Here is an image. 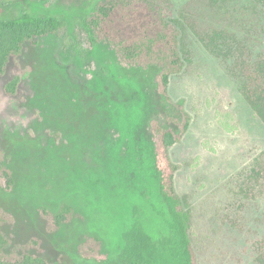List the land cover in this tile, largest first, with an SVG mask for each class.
<instances>
[{
  "label": "rangeland",
  "instance_id": "374dc122",
  "mask_svg": "<svg viewBox=\"0 0 264 264\" xmlns=\"http://www.w3.org/2000/svg\"><path fill=\"white\" fill-rule=\"evenodd\" d=\"M99 1L0 0V19L26 10L67 24L27 43L0 74V147L16 182L7 192L0 175V210L12 217L2 226L11 239L6 258L87 264L80 257L95 247L86 235L101 237L114 254L138 216L160 234L148 121L188 114L189 127L167 156L178 167L174 191L192 214L199 264H264V122L243 93L264 52V0H148L180 30L184 66L170 76L171 102L157 92L155 69L124 70L108 49L87 55L74 46L71 35L83 41L80 23ZM214 31L241 49L242 77L203 40ZM63 204L84 218L57 230L51 212Z\"/></svg>",
  "mask_w": 264,
  "mask_h": 264
},
{
  "label": "trees",
  "instance_id": "16d2710c",
  "mask_svg": "<svg viewBox=\"0 0 264 264\" xmlns=\"http://www.w3.org/2000/svg\"><path fill=\"white\" fill-rule=\"evenodd\" d=\"M66 25L59 17L35 16L26 10L15 19H0V74L5 73L12 58L22 55L27 43L36 45L44 37L58 35L66 29ZM80 27L83 41L77 34H72L74 46L87 55L102 48L108 49L115 57L112 65L124 70L147 72L155 69L158 72L155 76L157 92L171 102L168 95L170 76L180 73L184 64L178 54L180 30L168 10L148 0H101L82 19ZM203 40L209 48L213 47L211 50L216 54L232 59L235 74L242 77L244 60L236 54L240 48L224 31H214ZM231 54L235 57H230ZM258 59L249 69L254 85L245 82L243 93L264 122V52ZM19 82L17 78L11 83L13 89ZM13 89L9 85L7 92ZM161 119L150 118L148 130L152 133V153L158 173L157 197L152 199V214L163 224V231L158 235L151 233L142 217L138 216L121 233L122 241L114 254L106 250L101 237L86 235L85 242L91 243L95 250L91 255L80 257L81 261L87 264H199L192 214L174 191L173 176L178 167L167 156L169 147L178 143L188 129L191 116L184 114L181 119L165 120V123ZM223 127L226 129L224 124ZM227 129L231 126L228 125ZM9 162L11 157L0 147L1 185L7 192L16 184ZM42 210L49 211L46 208ZM51 214L57 230L75 218H84L70 204H63ZM11 222V215L0 210V264H49L42 258L28 255L15 260L6 258L4 252L11 239L3 232L2 226Z\"/></svg>",
  "mask_w": 264,
  "mask_h": 264
}]
</instances>
